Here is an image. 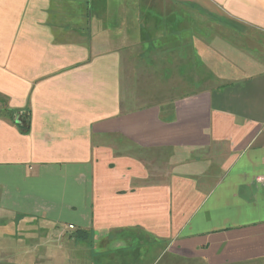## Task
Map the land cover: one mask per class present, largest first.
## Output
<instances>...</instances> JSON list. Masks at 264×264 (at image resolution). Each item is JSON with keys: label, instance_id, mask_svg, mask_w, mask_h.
<instances>
[{"label": "crops", "instance_id": "obj_1", "mask_svg": "<svg viewBox=\"0 0 264 264\" xmlns=\"http://www.w3.org/2000/svg\"><path fill=\"white\" fill-rule=\"evenodd\" d=\"M0 109V264H264V0H0Z\"/></svg>", "mask_w": 264, "mask_h": 264}, {"label": "trees", "instance_id": "obj_2", "mask_svg": "<svg viewBox=\"0 0 264 264\" xmlns=\"http://www.w3.org/2000/svg\"><path fill=\"white\" fill-rule=\"evenodd\" d=\"M8 112L9 117L15 122L17 127L23 132L26 133L30 129V113L28 109L25 110H13V109H6ZM0 112H3L0 109ZM78 235H82L83 232H77Z\"/></svg>", "mask_w": 264, "mask_h": 264}, {"label": "rangeland", "instance_id": "obj_3", "mask_svg": "<svg viewBox=\"0 0 264 264\" xmlns=\"http://www.w3.org/2000/svg\"><path fill=\"white\" fill-rule=\"evenodd\" d=\"M144 90H145V89H144ZM183 90H184V89H177V88H176L175 92H176V93H177V92H180V93H182V92H183Z\"/></svg>", "mask_w": 264, "mask_h": 264}, {"label": "built area", "instance_id": "obj_4", "mask_svg": "<svg viewBox=\"0 0 264 264\" xmlns=\"http://www.w3.org/2000/svg\"><path fill=\"white\" fill-rule=\"evenodd\" d=\"M68 228H69V229H72V228H73V225H72V224H69V225H68Z\"/></svg>", "mask_w": 264, "mask_h": 264}]
</instances>
